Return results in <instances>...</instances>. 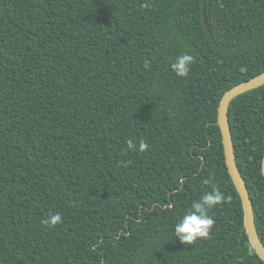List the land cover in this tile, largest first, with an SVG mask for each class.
<instances>
[{
    "label": "trees",
    "instance_id": "16d2710c",
    "mask_svg": "<svg viewBox=\"0 0 264 264\" xmlns=\"http://www.w3.org/2000/svg\"><path fill=\"white\" fill-rule=\"evenodd\" d=\"M263 71L264 0H0V264H264L218 124ZM228 114L264 245V84ZM214 187L210 237L184 246L175 223Z\"/></svg>",
    "mask_w": 264,
    "mask_h": 264
},
{
    "label": "clouds",
    "instance_id": "9594fccd",
    "mask_svg": "<svg viewBox=\"0 0 264 264\" xmlns=\"http://www.w3.org/2000/svg\"><path fill=\"white\" fill-rule=\"evenodd\" d=\"M142 7H148V5L143 4ZM195 62L196 58L193 55L184 52L176 56L170 66L178 78H188ZM150 66V61L144 60V67L149 68ZM126 143L129 149L140 152H145L149 148L145 141H140L138 149L132 140H128ZM259 174L264 176V159L259 161ZM223 202H225V196L218 188L214 187L211 191L205 192L199 200L190 205L184 215L175 223L173 231L176 240L178 239L185 246L194 245L198 240L208 239L215 226V220L210 212ZM63 222V217L59 212L50 213L42 221L45 226L51 227Z\"/></svg>",
    "mask_w": 264,
    "mask_h": 264
},
{
    "label": "water",
    "instance_id": "95a60500",
    "mask_svg": "<svg viewBox=\"0 0 264 264\" xmlns=\"http://www.w3.org/2000/svg\"><path fill=\"white\" fill-rule=\"evenodd\" d=\"M204 19L207 25V28L210 29L209 20L207 10L204 7ZM264 84V71L251 79L242 82L241 84L231 88L222 98L220 107H219V118L218 124L220 126L222 135H223V144L225 149L226 161L229 172L232 176V179L241 195L243 206H244V220L245 225L249 234L250 241L255 248L258 255L264 260V245L259 237L257 232L256 224H255V216H254V209H253V202L251 199V195L245 183V180L238 168L235 152H234V144L233 138L231 133L230 121H229V105L232 100L237 97L238 95L255 89ZM264 159V157H263Z\"/></svg>",
    "mask_w": 264,
    "mask_h": 264
}]
</instances>
